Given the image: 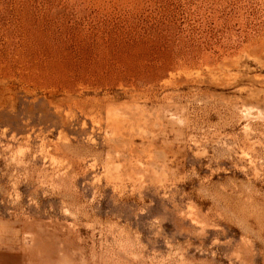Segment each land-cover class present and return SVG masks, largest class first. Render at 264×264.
<instances>
[{
    "label": "rangeland",
    "instance_id": "rangeland-1",
    "mask_svg": "<svg viewBox=\"0 0 264 264\" xmlns=\"http://www.w3.org/2000/svg\"><path fill=\"white\" fill-rule=\"evenodd\" d=\"M0 264H264V0H0Z\"/></svg>",
    "mask_w": 264,
    "mask_h": 264
}]
</instances>
